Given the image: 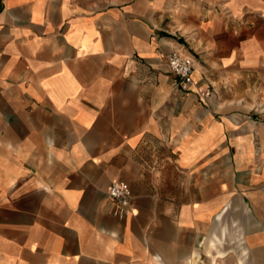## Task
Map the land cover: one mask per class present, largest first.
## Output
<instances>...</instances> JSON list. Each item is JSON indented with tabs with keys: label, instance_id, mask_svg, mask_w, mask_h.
Segmentation results:
<instances>
[{
	"label": "crops",
	"instance_id": "crops-1",
	"mask_svg": "<svg viewBox=\"0 0 264 264\" xmlns=\"http://www.w3.org/2000/svg\"><path fill=\"white\" fill-rule=\"evenodd\" d=\"M198 263L264 264V0H0V264Z\"/></svg>",
	"mask_w": 264,
	"mask_h": 264
},
{
	"label": "built area",
	"instance_id": "built-area-1",
	"mask_svg": "<svg viewBox=\"0 0 264 264\" xmlns=\"http://www.w3.org/2000/svg\"><path fill=\"white\" fill-rule=\"evenodd\" d=\"M168 67L170 72L179 78L184 90H187L194 83L195 60L192 56L181 50L174 51L169 56ZM202 95L205 96L206 94ZM108 197L116 207L115 216H121L129 212L132 199L129 184L122 181L114 182L108 190Z\"/></svg>",
	"mask_w": 264,
	"mask_h": 264
},
{
	"label": "rangeland",
	"instance_id": "rangeland-1",
	"mask_svg": "<svg viewBox=\"0 0 264 264\" xmlns=\"http://www.w3.org/2000/svg\"><path fill=\"white\" fill-rule=\"evenodd\" d=\"M201 261H205V260H204V259H203V260L201 259L199 262H201ZM198 264H199V263H198Z\"/></svg>",
	"mask_w": 264,
	"mask_h": 264
}]
</instances>
